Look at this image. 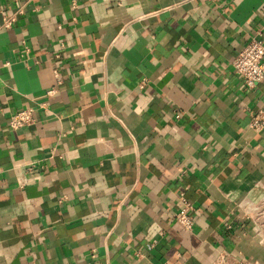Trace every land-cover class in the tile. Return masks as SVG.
<instances>
[{"label": "crops", "instance_id": "0c3cea01", "mask_svg": "<svg viewBox=\"0 0 264 264\" xmlns=\"http://www.w3.org/2000/svg\"><path fill=\"white\" fill-rule=\"evenodd\" d=\"M258 34L264 0H0V264H264Z\"/></svg>", "mask_w": 264, "mask_h": 264}, {"label": "built area", "instance_id": "2783aa9c", "mask_svg": "<svg viewBox=\"0 0 264 264\" xmlns=\"http://www.w3.org/2000/svg\"><path fill=\"white\" fill-rule=\"evenodd\" d=\"M21 14L22 12L18 11V15ZM14 22L15 16L6 17L3 19V26L6 29H10ZM231 65L235 73L243 79L244 86L248 89H253L258 83L264 81V39L261 34L251 38L248 44L234 58ZM53 93V91L49 92L48 95L50 96ZM40 109L47 110V105H41ZM36 113L37 108H26L17 112L9 119V127L17 131L35 125L37 122ZM250 128L256 133H261L264 130V102L256 111ZM179 198L183 208L173 216V220L184 230L192 231L195 220L189 214L191 207L184 193H181ZM258 210L259 207L257 206L254 211ZM214 264H253V262L230 258L229 255L223 254L214 261Z\"/></svg>", "mask_w": 264, "mask_h": 264}, {"label": "rangeland", "instance_id": "374dc122", "mask_svg": "<svg viewBox=\"0 0 264 264\" xmlns=\"http://www.w3.org/2000/svg\"><path fill=\"white\" fill-rule=\"evenodd\" d=\"M258 207H259V210L254 211V214L256 217L257 224L262 229V233L264 236V196H263V199L258 204ZM263 241H264V238H263Z\"/></svg>", "mask_w": 264, "mask_h": 264}]
</instances>
